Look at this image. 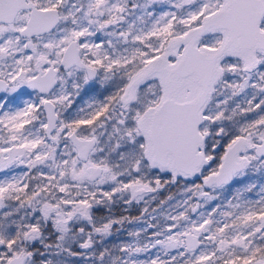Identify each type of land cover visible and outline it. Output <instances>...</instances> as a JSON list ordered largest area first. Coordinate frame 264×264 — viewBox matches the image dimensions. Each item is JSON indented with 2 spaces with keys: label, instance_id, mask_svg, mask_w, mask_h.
Wrapping results in <instances>:
<instances>
[{
  "label": "snow or ice",
  "instance_id": "6c2138e0",
  "mask_svg": "<svg viewBox=\"0 0 264 264\" xmlns=\"http://www.w3.org/2000/svg\"><path fill=\"white\" fill-rule=\"evenodd\" d=\"M0 93V264H264V0H0Z\"/></svg>",
  "mask_w": 264,
  "mask_h": 264
},
{
  "label": "rangeland",
  "instance_id": "374dc122",
  "mask_svg": "<svg viewBox=\"0 0 264 264\" xmlns=\"http://www.w3.org/2000/svg\"><path fill=\"white\" fill-rule=\"evenodd\" d=\"M19 170L20 169H17V171H19ZM253 174H255V173H249L248 176L244 177L242 180H240L238 182V185H234L228 191H224L222 193H219L220 200L215 201L213 203L214 204L220 203L221 201L226 202L227 200L231 199L232 196L235 194L237 186L242 187L244 184L249 183V182L255 183L256 180L253 179V177H252ZM263 185H264V181H263ZM170 194L174 195V197H175L174 200L169 202L168 204H165L162 207V209L160 208L158 201L151 202V204L149 205V212L151 213V215L146 216L145 219L151 220L152 216L154 215L157 218V222H163L165 224L171 223V221L165 220V216L168 213L175 215V214H177L178 211H183V208H180V209L175 208V205L177 203H179L183 197L179 194V192L176 188H171L168 190H162L161 193L159 194V199L160 200L166 199V197ZM142 207H143V205H135V206L129 208L127 211H125V206L117 205L113 211H114L115 215H117V216L123 214V215L130 216V217H137V216L141 215V208ZM153 208L158 209V211L156 213H152ZM0 211H2V210H0ZM191 215L193 216V218H195V216H196L195 213H192ZM142 223H143V221H141L139 223H125L123 228L116 226L113 229V235L106 238L105 246L111 248L114 245L132 242L133 238L130 237L128 235V233L131 231H134V230H139V228L142 226ZM149 231H151V230H149ZM153 251H155V250H153Z\"/></svg>",
  "mask_w": 264,
  "mask_h": 264
},
{
  "label": "trees",
  "instance_id": "16d2710c",
  "mask_svg": "<svg viewBox=\"0 0 264 264\" xmlns=\"http://www.w3.org/2000/svg\"><path fill=\"white\" fill-rule=\"evenodd\" d=\"M255 174L252 175L253 179L256 180L255 184L257 185H263V181H264V175H262L259 172H254ZM259 191V188L257 187L256 189H254L251 193H247L246 195L248 196L249 199H257V195L256 193Z\"/></svg>",
  "mask_w": 264,
  "mask_h": 264
},
{
  "label": "water",
  "instance_id": "95a60500",
  "mask_svg": "<svg viewBox=\"0 0 264 264\" xmlns=\"http://www.w3.org/2000/svg\"><path fill=\"white\" fill-rule=\"evenodd\" d=\"M0 95H3L2 93H0Z\"/></svg>",
  "mask_w": 264,
  "mask_h": 264
},
{
  "label": "flooded vegetation",
  "instance_id": "af4514ba",
  "mask_svg": "<svg viewBox=\"0 0 264 264\" xmlns=\"http://www.w3.org/2000/svg\"><path fill=\"white\" fill-rule=\"evenodd\" d=\"M249 115H252V114H249Z\"/></svg>",
  "mask_w": 264,
  "mask_h": 264
}]
</instances>
